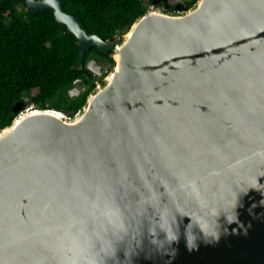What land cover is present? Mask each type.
I'll list each match as a JSON object with an SVG mask.
<instances>
[{
	"label": "water",
	"instance_id": "95a60500",
	"mask_svg": "<svg viewBox=\"0 0 264 264\" xmlns=\"http://www.w3.org/2000/svg\"><path fill=\"white\" fill-rule=\"evenodd\" d=\"M148 10L113 39L52 9L114 66L75 113L0 129V264H264V0ZM172 5V6H173Z\"/></svg>",
	"mask_w": 264,
	"mask_h": 264
},
{
	"label": "trees",
	"instance_id": "16d2710c",
	"mask_svg": "<svg viewBox=\"0 0 264 264\" xmlns=\"http://www.w3.org/2000/svg\"><path fill=\"white\" fill-rule=\"evenodd\" d=\"M63 2L65 9L76 15L90 32L113 39L144 14L152 0ZM195 2L186 0L187 8ZM169 10L176 11L174 7ZM78 49L77 38L57 23L52 9L33 12L24 0H0V129L15 118L13 105L20 99L33 107L69 114L84 105L97 78L88 61L93 58L96 63L114 65L115 60L112 52L105 53L93 46L85 53L84 66L77 68ZM77 79L88 87L72 96L69 90Z\"/></svg>",
	"mask_w": 264,
	"mask_h": 264
},
{
	"label": "rangeland",
	"instance_id": "374dc122",
	"mask_svg": "<svg viewBox=\"0 0 264 264\" xmlns=\"http://www.w3.org/2000/svg\"><path fill=\"white\" fill-rule=\"evenodd\" d=\"M172 1V3H178V2H185L186 0H171ZM149 7H150V5H149ZM95 61V59H93V58H91L89 61H88V65H89V63L90 62H92V61ZM93 63V62H92ZM95 63H96V61H95ZM99 67H102L103 69H105V68H112L114 65H111L109 62H100V64L99 63H96ZM88 87V85L86 84V83H84L83 81H81V80H79V81H76L75 82V85H74V87L72 88V90L74 91V92H76V93H74V95H76V94H80V92H82L84 89H86ZM70 93V92H69ZM32 105V104H31Z\"/></svg>",
	"mask_w": 264,
	"mask_h": 264
},
{
	"label": "built area",
	"instance_id": "2783aa9c",
	"mask_svg": "<svg viewBox=\"0 0 264 264\" xmlns=\"http://www.w3.org/2000/svg\"><path fill=\"white\" fill-rule=\"evenodd\" d=\"M93 62V63H92ZM92 62H90L89 63V65H88V67L97 75V78H96V80H95V82H96V85L98 84V83H100L101 82V80L103 79V77L110 71L109 70V68L107 67V68H105V69H103L102 67H99L96 63H95V61L93 60ZM90 64H92V65H90ZM80 79H77L76 81H79ZM75 81V82H76ZM73 88V87H72ZM72 88L69 90V92H70V95H72V96H74V93H76V92H74L73 90H72ZM79 94V93H78ZM78 94H76V95H78Z\"/></svg>",
	"mask_w": 264,
	"mask_h": 264
},
{
	"label": "flooded vegetation",
	"instance_id": "af4514ba",
	"mask_svg": "<svg viewBox=\"0 0 264 264\" xmlns=\"http://www.w3.org/2000/svg\"><path fill=\"white\" fill-rule=\"evenodd\" d=\"M151 5V4H150ZM172 2H170L169 4H164L162 1L157 4H155V7H164V8H168V9H171L174 7V5ZM175 9V8H174ZM176 10V9H175ZM177 11V10H176Z\"/></svg>",
	"mask_w": 264,
	"mask_h": 264
},
{
	"label": "bare ground",
	"instance_id": "6f19581e",
	"mask_svg": "<svg viewBox=\"0 0 264 264\" xmlns=\"http://www.w3.org/2000/svg\"><path fill=\"white\" fill-rule=\"evenodd\" d=\"M90 65H92V64H90Z\"/></svg>",
	"mask_w": 264,
	"mask_h": 264
}]
</instances>
